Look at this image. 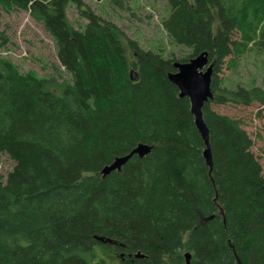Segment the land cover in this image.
<instances>
[{
    "label": "trees",
    "instance_id": "1",
    "mask_svg": "<svg viewBox=\"0 0 264 264\" xmlns=\"http://www.w3.org/2000/svg\"><path fill=\"white\" fill-rule=\"evenodd\" d=\"M83 6L0 0V17L27 12L43 27L67 74L22 72L0 56V264H186L187 253L191 264H264L263 166L243 121L212 109L264 110V78L235 89L218 78L227 59L232 69L264 52V0H168L162 25L189 49L181 58L142 48ZM205 52L212 168L190 100L169 79L176 62ZM141 144L148 155L102 175Z\"/></svg>",
    "mask_w": 264,
    "mask_h": 264
},
{
    "label": "rangeland",
    "instance_id": "2",
    "mask_svg": "<svg viewBox=\"0 0 264 264\" xmlns=\"http://www.w3.org/2000/svg\"><path fill=\"white\" fill-rule=\"evenodd\" d=\"M85 8H90L102 18L114 22L132 40L146 49L166 57L181 58L189 54V49L177 46L167 36L163 19L169 13L168 0H82ZM72 24L83 27L87 20L76 5L68 9ZM0 56L10 58L22 72L36 71L40 76L55 75L66 78L65 70L60 67L53 39L41 25L34 22L27 12L3 13L0 17ZM4 43V44H3ZM3 44V45H2ZM226 60L218 78L222 86L235 89L261 86L264 78V52L252 49L243 55L237 67L228 68ZM58 69H60L58 71ZM212 109L220 114L240 119L250 134L253 152L260 158L264 170V110L259 104L250 107L232 104H212ZM14 166L8 156H3L2 172L7 173Z\"/></svg>",
    "mask_w": 264,
    "mask_h": 264
},
{
    "label": "water",
    "instance_id": "3",
    "mask_svg": "<svg viewBox=\"0 0 264 264\" xmlns=\"http://www.w3.org/2000/svg\"><path fill=\"white\" fill-rule=\"evenodd\" d=\"M176 72L169 75L170 81L177 86L182 98L187 97L191 103V113L194 116L196 127L205 144L204 159L207 165L213 167L212 150L210 142V131L204 119L203 109L213 99L212 80L214 69L210 63L207 52L192 58L189 62L174 64ZM132 81H138L139 75L136 70L130 73ZM151 151L148 145H139L131 154L117 158L110 166L102 170L106 176L113 171H120L122 167L134 156L145 157ZM140 257H142L140 255ZM186 264H191V255L186 254Z\"/></svg>",
    "mask_w": 264,
    "mask_h": 264
}]
</instances>
